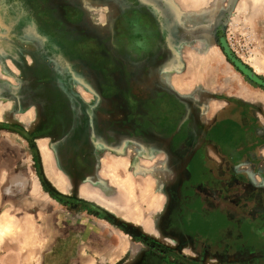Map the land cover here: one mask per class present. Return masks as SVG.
<instances>
[{"label": "rangeland", "instance_id": "374dc122", "mask_svg": "<svg viewBox=\"0 0 264 264\" xmlns=\"http://www.w3.org/2000/svg\"><path fill=\"white\" fill-rule=\"evenodd\" d=\"M151 1L61 0L67 62L39 68L46 112L0 100V228L11 227L0 257L132 264L145 251L163 264H264V0ZM229 121L253 143L235 167L221 153L230 147L204 141ZM41 143L64 192L46 177ZM187 168L194 212L178 198L167 224L182 235L165 236L167 191Z\"/></svg>", "mask_w": 264, "mask_h": 264}, {"label": "flooded vegetation", "instance_id": "af4514ba", "mask_svg": "<svg viewBox=\"0 0 264 264\" xmlns=\"http://www.w3.org/2000/svg\"><path fill=\"white\" fill-rule=\"evenodd\" d=\"M19 1L20 0H0V27L5 30L4 33H0V66H3L0 71L6 77L5 81L0 79V100H11L13 102V112L15 113L24 112L29 107L35 106L36 111L43 115V112H46L42 105L44 75L41 74L39 68H44L45 60L49 62L51 60L54 61L56 57L62 65L64 64L63 67H65L67 61L63 58L60 60L59 57L60 55L62 56L60 35L62 30H66V22L61 17V0H47L49 4V7L46 4L48 7L47 10L44 8V0H22L21 3H19ZM89 1L103 3L107 0ZM148 6L150 8L153 5L152 3H148ZM45 13L47 15L46 17L44 15ZM156 15L159 17L158 13ZM124 17L125 16H122L121 18ZM166 17H168L167 14ZM131 23L128 22L126 24L129 31L135 27ZM72 29L73 27L69 28L68 31L71 32ZM121 33L124 36V33ZM148 35V32L143 33V36H146V38ZM29 39H33L31 42H35V48L25 47V43L27 44ZM31 51H33V53ZM25 55L30 58V62L26 63L29 59L25 58ZM56 69L58 68L56 67ZM64 71L66 72L67 70L65 69ZM71 75V73H63L64 77H70ZM55 76L60 77V73H55ZM47 80L50 81L48 78ZM72 114L71 124L69 122L71 127L70 139L78 143L82 141V138L85 136V133L82 135L84 128L81 125L79 113L74 112ZM39 130H41L40 127ZM78 131H82V133ZM36 134L51 135V131H36ZM61 134H58L57 131L54 136L60 138V136H62ZM204 141H208L212 143L213 146L215 145L220 148L225 147V145L226 147H230L228 150L224 149L226 151L221 150V153L227 154V152H231L224 158L231 167L237 166L238 161L241 162L242 156L247 154L246 152H249V148L253 146L252 142L241 135L240 127H238L235 121L222 122L214 126L211 131L207 133ZM217 151L219 152L218 149ZM232 152L234 155H231ZM198 160H201V164L199 163L198 165L201 169V166L204 167V161L202 162L201 155L198 156ZM194 168L195 165H192L190 170ZM199 168L196 169V173L197 170L199 172ZM184 173L182 180H178V183H175L174 186L167 191V193L170 194L167 209L168 216L166 217V222L159 225L161 233L165 236L179 238L182 235L178 229L173 228L171 224H167L173 212V206L176 201H178V198L180 202L182 201V205L184 203L183 210L186 211V215L194 212V208L190 206V196L187 195L188 192L184 193L186 191L184 189H188V186L185 185L187 180H189L188 168L184 170ZM179 188L180 192L184 194L182 200L181 197H179ZM203 213L204 209L197 207L196 215L194 216L197 218H204ZM149 246L151 249L152 245ZM152 249L165 254L166 252H171L161 248L158 249L155 246H153ZM139 256L140 259L132 264H163L161 257L154 255L153 252L148 253L142 251Z\"/></svg>", "mask_w": 264, "mask_h": 264}, {"label": "bare ground", "instance_id": "6f19581e", "mask_svg": "<svg viewBox=\"0 0 264 264\" xmlns=\"http://www.w3.org/2000/svg\"><path fill=\"white\" fill-rule=\"evenodd\" d=\"M39 149H40V151L42 152V161H43V167H44V171H45V174H46V177H47V179L54 185V187L58 190V191H60V192H64L66 189H65V187L62 185V183H61V178H57V177H54V175L51 173V171H50V168H52L51 167V165H50V163H49V160H50V157H49V154L47 153V151L44 149V147H43V145H42V143L41 144H39ZM107 208L110 210V211H112V209L109 207V206H107ZM6 218V217H5ZM7 218H9V217H7ZM5 220V219H4ZM10 220V219H9ZM9 220H7V221H9ZM7 221H5V224H7ZM4 224V226H2L1 228H0V239L2 238V237H4L5 235H6V233L8 234V232H6L7 230H8V227L6 226ZM10 229H11V227H10ZM9 229V230H10ZM8 230V231H9Z\"/></svg>", "mask_w": 264, "mask_h": 264}, {"label": "crops", "instance_id": "0c3cea01", "mask_svg": "<svg viewBox=\"0 0 264 264\" xmlns=\"http://www.w3.org/2000/svg\"><path fill=\"white\" fill-rule=\"evenodd\" d=\"M148 2H152L151 0H148ZM104 22H106L105 20H103ZM99 23V22H98ZM124 80V78H123ZM51 171V170H50ZM25 259L21 258V259H15L13 257L8 258L6 257H0V264H25Z\"/></svg>", "mask_w": 264, "mask_h": 264}, {"label": "water", "instance_id": "95a60500", "mask_svg": "<svg viewBox=\"0 0 264 264\" xmlns=\"http://www.w3.org/2000/svg\"><path fill=\"white\" fill-rule=\"evenodd\" d=\"M123 229L125 230V232H127V231H128V228H125V227H124Z\"/></svg>", "mask_w": 264, "mask_h": 264}]
</instances>
